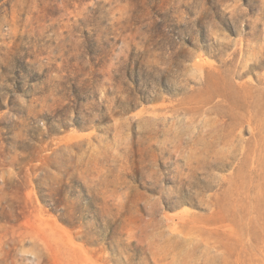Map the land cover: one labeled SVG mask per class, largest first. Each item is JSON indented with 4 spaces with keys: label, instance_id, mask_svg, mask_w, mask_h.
<instances>
[{
    "label": "rangeland",
    "instance_id": "rangeland-1",
    "mask_svg": "<svg viewBox=\"0 0 264 264\" xmlns=\"http://www.w3.org/2000/svg\"><path fill=\"white\" fill-rule=\"evenodd\" d=\"M0 264H264V0H0Z\"/></svg>",
    "mask_w": 264,
    "mask_h": 264
}]
</instances>
